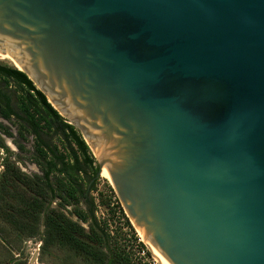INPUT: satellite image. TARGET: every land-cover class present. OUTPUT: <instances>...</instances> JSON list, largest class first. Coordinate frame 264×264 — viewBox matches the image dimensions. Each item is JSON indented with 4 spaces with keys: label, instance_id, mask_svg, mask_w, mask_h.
Returning <instances> with one entry per match:
<instances>
[{
    "label": "water",
    "instance_id": "1",
    "mask_svg": "<svg viewBox=\"0 0 264 264\" xmlns=\"http://www.w3.org/2000/svg\"><path fill=\"white\" fill-rule=\"evenodd\" d=\"M0 53L163 264H264V0H0Z\"/></svg>",
    "mask_w": 264,
    "mask_h": 264
},
{
    "label": "trees",
    "instance_id": "2",
    "mask_svg": "<svg viewBox=\"0 0 264 264\" xmlns=\"http://www.w3.org/2000/svg\"><path fill=\"white\" fill-rule=\"evenodd\" d=\"M9 81H14L17 89L11 91ZM10 92L16 94L15 107ZM0 114L5 119L13 116L20 129L33 136L32 158L41 171L28 175L5 161L0 175V220L25 236H39L42 250L57 245L82 256L89 264H149L132 260L110 234L109 223L95 216L94 199L88 193L94 189L98 165L80 132L58 114L25 73L1 63ZM19 134L24 139L23 133ZM0 147H4L1 139ZM19 149L23 151V145ZM56 199L58 205L52 207ZM68 205L72 208L67 213L64 209ZM81 222L87 223V229ZM4 234L0 227L5 239Z\"/></svg>",
    "mask_w": 264,
    "mask_h": 264
},
{
    "label": "rangeland",
    "instance_id": "3",
    "mask_svg": "<svg viewBox=\"0 0 264 264\" xmlns=\"http://www.w3.org/2000/svg\"><path fill=\"white\" fill-rule=\"evenodd\" d=\"M0 63L16 68L15 64L7 59H0ZM9 85L11 91L12 89H17L14 81H9ZM10 93H12L11 99L13 107H15L16 94L14 92ZM6 132H9L10 135ZM19 132L23 133L24 139H22ZM0 139L4 143V147H0V175L3 172L6 160L28 175L41 174L39 167L32 158L34 147L33 136L29 132L22 131L13 116L5 119L0 114ZM57 144L60 146L61 143L57 142ZM19 145H23V151L19 149ZM84 185L87 186V181L84 182ZM111 188L112 186L107 175L101 173L97 176L94 189L88 193L89 197L94 199L95 216L97 219L100 221L106 220L109 223L110 234L115 236L114 240L130 253L132 260L141 261V263L162 264L152 253L136 228L131 224L132 229L126 224L125 218L122 217L117 207L115 200L117 196L114 191L110 190ZM58 201L59 199L53 201L51 206L57 207ZM81 206L84 207L85 205L81 203ZM71 208L72 206L68 205L64 211L68 213V210ZM70 216L74 220L77 219L74 215ZM81 224L87 229V223L81 222ZM0 227L5 232V239L2 236L0 237V264H89L82 256L57 245L42 250V242L39 236H25L18 233L4 221L0 220ZM40 230H43V226ZM113 243L114 241H112ZM34 256V261L31 262Z\"/></svg>",
    "mask_w": 264,
    "mask_h": 264
},
{
    "label": "bare ground",
    "instance_id": "4",
    "mask_svg": "<svg viewBox=\"0 0 264 264\" xmlns=\"http://www.w3.org/2000/svg\"><path fill=\"white\" fill-rule=\"evenodd\" d=\"M0 59H7V60H10L13 64H15V67H20L19 64L11 59L10 57L6 56L5 54H2L0 53ZM94 152V151H93ZM100 173H105L109 179V175H108V172H107V169L106 167L103 165L100 169ZM138 231V233L141 235L142 239L145 241V243L147 244V246L151 249L152 253L159 259V261L162 263V261L160 260L157 252L155 251L152 243L150 242L149 238H147L144 234H142V232H140L138 229H136ZM163 264V263H162Z\"/></svg>",
    "mask_w": 264,
    "mask_h": 264
},
{
    "label": "flooded vegetation",
    "instance_id": "5",
    "mask_svg": "<svg viewBox=\"0 0 264 264\" xmlns=\"http://www.w3.org/2000/svg\"><path fill=\"white\" fill-rule=\"evenodd\" d=\"M0 237H1V235H0Z\"/></svg>",
    "mask_w": 264,
    "mask_h": 264
}]
</instances>
